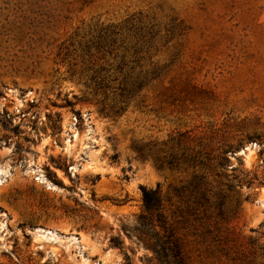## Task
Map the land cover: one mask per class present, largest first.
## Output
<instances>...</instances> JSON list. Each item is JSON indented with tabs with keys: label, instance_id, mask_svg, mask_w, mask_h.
Masks as SVG:
<instances>
[{
	"label": "rangeland",
	"instance_id": "1",
	"mask_svg": "<svg viewBox=\"0 0 264 264\" xmlns=\"http://www.w3.org/2000/svg\"><path fill=\"white\" fill-rule=\"evenodd\" d=\"M141 186L264 264V0H0V264H157Z\"/></svg>",
	"mask_w": 264,
	"mask_h": 264
},
{
	"label": "trees",
	"instance_id": "2",
	"mask_svg": "<svg viewBox=\"0 0 264 264\" xmlns=\"http://www.w3.org/2000/svg\"><path fill=\"white\" fill-rule=\"evenodd\" d=\"M140 188L145 212L138 216V225L133 227L136 238L155 254L157 264H184L178 242L160 211L158 190ZM125 260L131 264L126 254Z\"/></svg>",
	"mask_w": 264,
	"mask_h": 264
}]
</instances>
